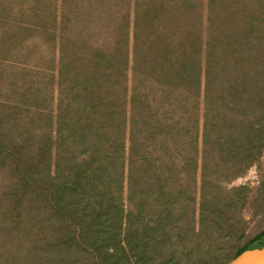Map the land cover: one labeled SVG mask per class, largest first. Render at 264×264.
<instances>
[{
	"label": "trees",
	"instance_id": "trees-1",
	"mask_svg": "<svg viewBox=\"0 0 264 264\" xmlns=\"http://www.w3.org/2000/svg\"><path fill=\"white\" fill-rule=\"evenodd\" d=\"M264 159V0H0V264H230Z\"/></svg>",
	"mask_w": 264,
	"mask_h": 264
},
{
	"label": "rangeland",
	"instance_id": "rangeland-1",
	"mask_svg": "<svg viewBox=\"0 0 264 264\" xmlns=\"http://www.w3.org/2000/svg\"><path fill=\"white\" fill-rule=\"evenodd\" d=\"M264 175V159L262 160L260 165H255L248 172L242 176L234 180L229 184L230 188L240 187V186H249L254 191L260 187V183L262 181V176ZM257 203H251V206L247 209L246 218H247V236L248 238H253L256 235L262 233L264 231V213H260L256 215ZM264 211V209H263Z\"/></svg>",
	"mask_w": 264,
	"mask_h": 264
},
{
	"label": "water",
	"instance_id": "water-1",
	"mask_svg": "<svg viewBox=\"0 0 264 264\" xmlns=\"http://www.w3.org/2000/svg\"><path fill=\"white\" fill-rule=\"evenodd\" d=\"M230 264H264V247L247 250Z\"/></svg>",
	"mask_w": 264,
	"mask_h": 264
}]
</instances>
